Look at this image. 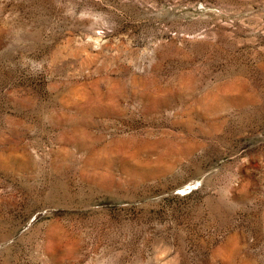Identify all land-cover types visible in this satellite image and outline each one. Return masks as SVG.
<instances>
[{
	"label": "rangeland",
	"instance_id": "374dc122",
	"mask_svg": "<svg viewBox=\"0 0 264 264\" xmlns=\"http://www.w3.org/2000/svg\"><path fill=\"white\" fill-rule=\"evenodd\" d=\"M0 264H264V0H0Z\"/></svg>",
	"mask_w": 264,
	"mask_h": 264
}]
</instances>
